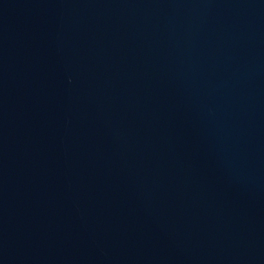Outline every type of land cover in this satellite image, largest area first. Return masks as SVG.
I'll return each instance as SVG.
<instances>
[{
  "label": "water",
  "instance_id": "95a60500",
  "mask_svg": "<svg viewBox=\"0 0 264 264\" xmlns=\"http://www.w3.org/2000/svg\"><path fill=\"white\" fill-rule=\"evenodd\" d=\"M0 264H264V0H0Z\"/></svg>",
  "mask_w": 264,
  "mask_h": 264
}]
</instances>
